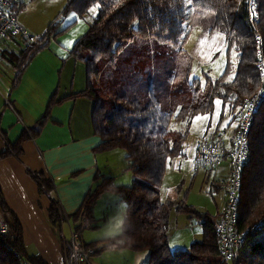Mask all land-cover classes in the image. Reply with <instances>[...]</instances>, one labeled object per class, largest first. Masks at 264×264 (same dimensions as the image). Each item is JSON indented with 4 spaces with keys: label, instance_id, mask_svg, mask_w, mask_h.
<instances>
[{
    "label": "trees",
    "instance_id": "trees-1",
    "mask_svg": "<svg viewBox=\"0 0 264 264\" xmlns=\"http://www.w3.org/2000/svg\"><path fill=\"white\" fill-rule=\"evenodd\" d=\"M250 1H191L196 9L206 13L200 18L203 29L218 30L225 36L226 67L217 77H212L210 70L202 71L204 82L191 78L194 59L184 48L190 33H185L183 26L185 0H67L37 44L10 52V62L15 68L12 88H15L32 59L52 39L67 32L92 5L99 4L97 18L69 53L85 63L86 88L68 98L87 97L94 102L92 123L102 139L95 151L124 149L133 180L129 185H119L113 176L96 172L94 187L79 209L69 214L79 236L87 228L98 227L95 206L104 193H117L125 203L120 232L83 243L94 249V257L106 250L130 249L148 251L146 264H226L216 232L217 218L188 204L185 198L162 201L161 185L168 160L181 154L189 134V127L185 131L172 129V122H190L196 115H211L216 100L220 99L222 106H230L228 126H231L237 107L260 86L257 50L261 49L264 60V0H255L260 15L255 23L251 20ZM24 7L21 2L16 14ZM71 13H76V18L63 25ZM140 38L147 41V48L137 43L132 46ZM233 49L239 54L236 71L229 80ZM60 101L52 95L36 124L9 144L0 157L19 155L23 141L30 133L41 131L50 110ZM217 130L210 134L215 135ZM248 142L249 159L242 172L237 225L240 231L260 221L263 226L248 234L235 264H264V96L249 129ZM30 174L39 193L50 196V221L62 225L65 215L58 199L51 195L52 181L43 172L30 171ZM173 208L197 219L202 228V238L187 249L170 247L168 230ZM0 213V223L8 225L6 231H0V264H21L22 259L47 264L40 256L28 254L22 226L6 206L1 190ZM63 248L68 257L71 247L65 238Z\"/></svg>",
    "mask_w": 264,
    "mask_h": 264
},
{
    "label": "crops",
    "instance_id": "crops-1",
    "mask_svg": "<svg viewBox=\"0 0 264 264\" xmlns=\"http://www.w3.org/2000/svg\"><path fill=\"white\" fill-rule=\"evenodd\" d=\"M21 2L25 3V7L17 14L19 24L38 35L42 34L48 24L62 11L67 0H29V3L27 0H21ZM99 8V4L92 5L67 32L52 39L50 45L32 59L15 88H12L14 67L10 65L12 63L6 53L11 51V47L6 44L0 45V153L19 139L24 131H28L36 124L44 114L52 95L56 96V100H62L52 107L41 131L30 133L23 141L22 152L19 155L0 157V190L5 204L11 213L17 216L22 226L28 254L40 256L47 264L65 263L67 254L63 248V239L68 241V238L63 234L65 222L62 225H55L50 221L48 214L50 196L39 193L38 184L30 171L43 172L50 178L54 188L51 195L58 199L67 214L79 209L86 194L95 185L96 172L113 176L119 185H128L127 182L133 180L124 149L123 155L117 154L119 152L113 155L112 151H117L116 149L95 151V147L102 139L95 133L92 123L94 102L87 97L68 98L69 95L86 88L85 63L70 57L69 53L76 40L93 24ZM21 12L23 16L19 20ZM76 16V13H71L65 17L63 25L70 23ZM201 31L209 33L203 27ZM222 111L221 108L219 116L222 115ZM198 116H205L202 121L203 132L195 135L192 140L194 134L191 128ZM217 121L219 117L215 129ZM228 121L222 126H227ZM213 122L212 115L209 114H199L191 119L188 123L190 133L181 154L168 160L166 177L169 167L174 168L176 161L181 163L183 159L189 158L187 151L190 152L194 164L198 141L203 134L210 133ZM178 123L173 121L171 128L178 127ZM178 129L175 130L181 131L182 128ZM117 155H122L125 159V162H122L123 169L119 172L115 171L112 164L118 158ZM225 170L227 167L220 168L221 173ZM195 172L198 174L199 170ZM120 173L127 175V178L118 179ZM204 188L213 198L221 194L214 214L218 213L224 202L221 188L213 182L204 184ZM161 200L164 201L162 185ZM167 201L170 200L164 202ZM125 207L117 193H104L95 206L98 227L107 225L121 227ZM102 236L105 238L112 235L105 233ZM178 248L183 249L182 247L173 249Z\"/></svg>",
    "mask_w": 264,
    "mask_h": 264
},
{
    "label": "rangeland",
    "instance_id": "rangeland-1",
    "mask_svg": "<svg viewBox=\"0 0 264 264\" xmlns=\"http://www.w3.org/2000/svg\"><path fill=\"white\" fill-rule=\"evenodd\" d=\"M191 1L192 0H185L186 17L183 26L185 33L189 31L190 34L187 37L184 48L194 59L192 65L191 78L192 79L201 78L202 82H204V78L202 76V70L206 71L210 69L211 70L210 74L212 75V77H217L223 73L226 67L227 57H226L225 37L224 34L218 30L209 33L201 31L202 25H200L201 24L200 18L206 15V13L196 9ZM27 3H29V0H27ZM251 3H253L252 9L250 10L252 12L251 15L253 14L251 16V20L252 23H255L258 21L260 15L256 10L255 0H251L250 4ZM22 16L23 13L21 12L19 15V20L20 17ZM136 43L147 48V41H144V39L142 38L135 39L132 46H135ZM10 50L13 52H18L12 50L11 48ZM10 52L7 51L6 52L7 55H9ZM238 54H239L238 51H236L235 49H233L231 52L232 66L230 68V74L227 78L229 80L232 79L236 71ZM8 57L10 59V55ZM10 65L14 67L13 64ZM10 65L8 66L11 68ZM13 70L15 71V68ZM221 108L223 109V111H222V115L219 116V112L221 111ZM231 114L232 112L230 110V106L228 104L222 106V102L220 101V99H217L215 102V110L211 114L214 122L211 125L210 128L211 130H209L210 133H212L215 130V123L216 120H218V117H219V121H217L216 128L219 129L225 127L222 125L225 124V122L230 119ZM204 118L205 116H198L195 119L193 128H191L194 134V136L192 137L193 139L191 138L192 140H194L195 135H199L200 133L203 132L202 121L204 120ZM178 122H179L178 127L175 126L174 127L175 129L182 128L181 131H185L186 128L189 127L188 124L189 121L187 120H182ZM189 133H190V128H189ZM206 133L208 134V132ZM206 133L203 134L201 138L207 135ZM116 150L117 151H112L114 152L112 153L113 155H115L116 152H119L117 154L123 155L122 149L116 148ZM189 153L190 152L187 151V155H189V158L183 159L181 163H179V161H176L174 168L169 167V173L167 177L165 175L162 184V198L164 201L168 199L174 202L180 201L183 198H185L188 204L195 206L200 211L203 212L208 211L211 214L213 213L212 215L218 219L220 210H218V213L216 214L214 213L217 210L216 203L219 204V201L221 200V194H218L213 198L210 193L205 192L206 188H204V184H208V182H212V179L211 177L209 178L210 176L209 173L205 172V169L203 167H199V168L195 167V165L192 163ZM122 155L121 156L117 155L118 158L114 162H112L116 172H119L121 171V169H123L122 162L124 163L125 159L123 158ZM107 159H109V157H107ZM111 159H112V155L110 160ZM196 170H199L198 174H196L195 172ZM228 173H229V169L225 170V172H223L222 174L227 175ZM125 178H127V175L121 174V176L118 179L125 180ZM130 181L127 182L128 185L129 183H131ZM214 184L221 187V185L218 183H214ZM67 216L69 219H71L69 214H67ZM73 224L74 223H72V227L75 225ZM120 230L121 227H119L118 225H116L115 227L107 225L105 227L102 226L101 228L97 227L95 229L87 228L79 236L76 233L75 234L77 235L80 242L84 243V242H91L103 238L102 235H105V233H107L108 235H115L118 232H120ZM63 234L64 237L67 236V238H69V227L67 222L64 224ZM168 238L171 249L175 247H182L183 249H187L190 247L192 242L200 240L202 238V229L197 219H189L186 214L177 213L175 211V208H173L170 217ZM67 242L69 243V241ZM147 257H149L148 251L135 252L130 249H121V250L113 249V250L103 251L98 256H95L93 258V264H145L148 261Z\"/></svg>",
    "mask_w": 264,
    "mask_h": 264
},
{
    "label": "built area",
    "instance_id": "built-area-1",
    "mask_svg": "<svg viewBox=\"0 0 264 264\" xmlns=\"http://www.w3.org/2000/svg\"><path fill=\"white\" fill-rule=\"evenodd\" d=\"M20 3L21 0H0V45L6 44L14 51L37 44L42 39L41 34H33L19 24L15 10ZM252 5L253 3L251 7ZM257 57L260 70L259 88L237 107L233 127L227 125L219 128L215 135L209 133L199 140L194 158L195 167H203L205 172L209 173L212 182L221 185L224 202L219 211L216 232L222 261L226 264H235L248 234H254L263 226V222L260 221L254 223L251 228L240 231L237 225L242 172L249 159L248 132L264 96V60L261 49L257 50ZM10 107L13 109L12 105ZM222 167L229 169L227 175L220 172ZM64 215L65 223L67 222L69 227L68 241L71 247L64 264H93L94 249L87 248L80 242L71 219L67 214ZM7 228L5 222L0 223V231L4 232ZM21 264L32 263L28 259H22Z\"/></svg>",
    "mask_w": 264,
    "mask_h": 264
}]
</instances>
